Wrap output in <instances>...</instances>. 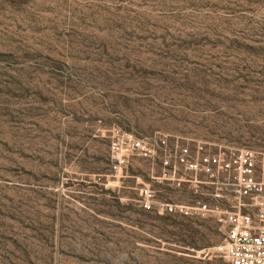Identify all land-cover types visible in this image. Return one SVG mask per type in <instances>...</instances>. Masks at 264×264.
Segmentation results:
<instances>
[{
	"label": "rangeland",
	"instance_id": "374dc122",
	"mask_svg": "<svg viewBox=\"0 0 264 264\" xmlns=\"http://www.w3.org/2000/svg\"><path fill=\"white\" fill-rule=\"evenodd\" d=\"M246 178L264 0H0V264H230Z\"/></svg>",
	"mask_w": 264,
	"mask_h": 264
},
{
	"label": "built area",
	"instance_id": "2783aa9c",
	"mask_svg": "<svg viewBox=\"0 0 264 264\" xmlns=\"http://www.w3.org/2000/svg\"><path fill=\"white\" fill-rule=\"evenodd\" d=\"M233 163L243 165L245 173L251 174L252 163L248 158L239 157ZM262 192L264 181L255 183L246 178L239 194L257 196ZM240 207L238 203L236 210L226 213L228 230L221 251L230 264H264V204H259L255 216L242 213Z\"/></svg>",
	"mask_w": 264,
	"mask_h": 264
},
{
	"label": "crops",
	"instance_id": "0c3cea01",
	"mask_svg": "<svg viewBox=\"0 0 264 264\" xmlns=\"http://www.w3.org/2000/svg\"><path fill=\"white\" fill-rule=\"evenodd\" d=\"M260 203L264 204V192L258 194L257 196L251 197L250 202L249 203H242L241 207L247 206L250 208H257V210H258ZM252 215L255 216L254 213H252Z\"/></svg>",
	"mask_w": 264,
	"mask_h": 264
}]
</instances>
